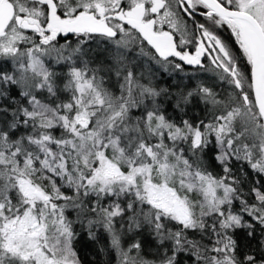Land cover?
<instances>
[{
  "label": "snow or ice",
  "instance_id": "snow-or-ice-1",
  "mask_svg": "<svg viewBox=\"0 0 264 264\" xmlns=\"http://www.w3.org/2000/svg\"><path fill=\"white\" fill-rule=\"evenodd\" d=\"M113 261L264 264V0H0V264Z\"/></svg>",
  "mask_w": 264,
  "mask_h": 264
},
{
  "label": "trees",
  "instance_id": "trees-1",
  "mask_svg": "<svg viewBox=\"0 0 264 264\" xmlns=\"http://www.w3.org/2000/svg\"><path fill=\"white\" fill-rule=\"evenodd\" d=\"M173 82H175V81H173ZM185 82H187V81H185ZM86 243H87V241H82V245L81 246H82L83 254H85L87 256V258L90 259V260H96V257L94 255L95 247L93 245H91V244H88L87 247H83V245L86 244ZM101 259L106 261L108 259V257L105 255V256H102ZM112 264H115V261H113Z\"/></svg>",
  "mask_w": 264,
  "mask_h": 264
},
{
  "label": "flooded vegetation",
  "instance_id": "flooded-vegetation-1",
  "mask_svg": "<svg viewBox=\"0 0 264 264\" xmlns=\"http://www.w3.org/2000/svg\"><path fill=\"white\" fill-rule=\"evenodd\" d=\"M225 35H227V33H225Z\"/></svg>",
  "mask_w": 264,
  "mask_h": 264
}]
</instances>
